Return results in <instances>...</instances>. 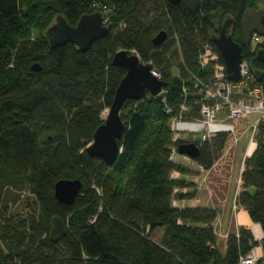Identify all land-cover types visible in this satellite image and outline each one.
I'll list each match as a JSON object with an SVG mask.
<instances>
[{
    "label": "trees",
    "instance_id": "trees-1",
    "mask_svg": "<svg viewBox=\"0 0 264 264\" xmlns=\"http://www.w3.org/2000/svg\"><path fill=\"white\" fill-rule=\"evenodd\" d=\"M257 1L58 0V13L73 25L84 13L107 16L108 31L81 49L71 41L53 46L46 36L32 41L26 34L34 21L29 0H0V150L10 151L16 170L32 177L40 207L37 216L12 221L0 204V264H237L259 243L264 252V122L257 147L244 159L243 190L237 195L263 236L259 241L239 227L238 233L229 232L222 255L212 225L216 210L172 203L176 185L169 173L185 170L169 159L173 142L168 123L161 120L169 116L165 106L177 112L181 99L180 79L167 72V54L177 43L182 57L178 72L185 74V67L200 71L202 44L219 53L212 39L219 29L212 17L217 9L233 17L231 34L251 67L262 71L264 84V62L255 56L264 42L251 51L240 28L244 11L258 8ZM261 22L264 28V15ZM160 30L166 38L156 45L152 38ZM120 48L133 49L159 69L168 91L125 100L122 121L124 107L136 105L123 121L121 150L107 165L85 147L125 74L112 62ZM34 62L40 69H32ZM225 138L214 139L212 146L199 144L194 160L209 168ZM130 164L133 175L126 190L118 179ZM59 178L82 182L70 204L54 197ZM54 215L63 219L66 232L51 239ZM157 229L162 233L156 237Z\"/></svg>",
    "mask_w": 264,
    "mask_h": 264
},
{
    "label": "water",
    "instance_id": "water-1",
    "mask_svg": "<svg viewBox=\"0 0 264 264\" xmlns=\"http://www.w3.org/2000/svg\"><path fill=\"white\" fill-rule=\"evenodd\" d=\"M178 3L180 0H168ZM264 8L258 7L253 10H245L240 19L241 35L244 44H249L253 32L262 33V17ZM234 22L233 17L226 15L220 25L218 32L212 39L225 64L227 76L230 79L240 78V63L243 59L242 44L236 41L228 28ZM108 31V26L103 21L101 11L82 14L76 24H70L65 17L58 13L54 21L46 28L45 36L48 42L55 46L66 42H73L81 49H87L95 39L103 36ZM166 38V31L160 30L152 38L156 45L161 44ZM255 56L264 62V47L256 50ZM112 62L125 68V74L120 79L114 93L110 106L107 108L106 116L96 127L92 140L86 145L88 154L104 160L107 165L115 162L118 152L121 150L118 139L124 130V123L120 117V109L126 99H141L147 92L152 95H160V90L167 82L154 75L151 71L152 65L143 62L135 51L124 48L117 49L112 55ZM32 69L38 70L37 62L32 64ZM255 76L260 78L262 71L255 69ZM179 154L195 158L200 154V147L195 141H181L177 145ZM82 186L79 178H59L55 181L54 197L62 203L70 204L74 201ZM66 232L63 219L54 215L51 219L49 236L56 239Z\"/></svg>",
    "mask_w": 264,
    "mask_h": 264
},
{
    "label": "built area",
    "instance_id": "built-area-1",
    "mask_svg": "<svg viewBox=\"0 0 264 264\" xmlns=\"http://www.w3.org/2000/svg\"><path fill=\"white\" fill-rule=\"evenodd\" d=\"M106 20L107 16L103 14V21ZM250 40L259 41L260 33L253 32ZM197 62L200 71L185 67V74H173L180 79L181 99L177 112L165 106V112L172 114L169 127L173 143L170 146L169 159L183 156L197 163L194 158L177 152V145L181 142H177L179 139L195 141L198 145L209 143L212 146L214 139L225 134L222 150L226 148L228 152L231 148L236 151L240 136L249 131V140L242 152L244 162L257 147L255 140L260 124L264 122V84L255 76V70L245 57L240 63V78L230 79L219 53L207 42L202 44ZM151 71L161 78V71L155 66H152ZM167 91L163 87L160 94ZM162 101L165 102L164 97ZM245 117L246 125H242L239 121ZM198 134L200 135L194 136ZM197 165L205 168L201 163ZM177 173L178 170H171L170 176L174 177ZM237 264H264V252L258 253L253 247L239 257Z\"/></svg>",
    "mask_w": 264,
    "mask_h": 264
},
{
    "label": "rangeland",
    "instance_id": "rangeland-1",
    "mask_svg": "<svg viewBox=\"0 0 264 264\" xmlns=\"http://www.w3.org/2000/svg\"><path fill=\"white\" fill-rule=\"evenodd\" d=\"M57 3L58 0H29L28 6H31L33 11L34 21L27 26L26 34L32 41L45 38L46 28L54 21L56 14L59 12ZM257 5L259 7L264 6L263 0H258ZM212 17L216 27L219 28L226 17V13L217 9L212 13ZM263 42L264 33H260L259 41H251V51L255 49L258 43L261 44ZM130 51L134 50L131 49ZM167 60L169 62L167 72L177 74L179 65L182 63L181 52L177 43L173 45L171 51L167 54ZM135 103H131V105L129 104L124 107L122 112L124 120L126 115L130 113L131 106L136 105ZM105 109L106 108L101 112L102 120L106 116ZM168 115V117L163 115L161 120L164 124L168 123V126H170L172 114ZM246 121L247 117L239 122L242 125H246L244 124ZM157 124L162 123L159 122ZM199 135L200 134L194 136ZM249 136V131L240 136L236 151L231 148L227 152L225 148L224 151L221 149L219 152H215V159L210 166V169L199 168L197 163L191 162L190 159L183 156H176L173 161L180 164L181 168L185 170V173L183 174L179 172L175 174L174 177L170 176L169 173L170 178L174 180L176 185L173 188L172 203L178 207H185L188 204H196L195 206L206 207L209 209L214 208L216 211L219 208L225 209V207H228L236 192L238 191L239 194L243 190V184H240L242 179L241 173L244 169L242 152L247 145ZM255 141L258 142L257 138ZM132 164L119 174L120 177L118 180L126 190L131 188L133 175ZM0 204L2 208L6 210L7 219L12 221L30 219L31 216H37L39 214L40 207L32 177L27 173L17 171L12 153L3 150H0ZM236 206L234 198L232 207L235 209ZM212 225L217 239L219 237L224 238V235H222L220 230V215L218 216V213H216ZM231 227H233L231 231L236 230L238 233L239 227L243 226L233 224ZM245 228L249 230V228ZM161 233L162 230L157 229L155 230L154 235L157 237Z\"/></svg>",
    "mask_w": 264,
    "mask_h": 264
},
{
    "label": "crops",
    "instance_id": "crops-1",
    "mask_svg": "<svg viewBox=\"0 0 264 264\" xmlns=\"http://www.w3.org/2000/svg\"><path fill=\"white\" fill-rule=\"evenodd\" d=\"M207 169H210V167ZM184 173L185 172H183V174ZM241 183H242V179L240 181V184ZM237 194H238V191L233 196V199L229 203L228 207H225V209L219 208L216 211V213H218V216L220 215V230L222 232V235H224V238L219 237L217 239V243H218L217 245H218V248H219L222 255H224L226 252V240H227V236H228L229 232H231V230L233 229V227H231V225H233V224L238 225V226L247 227V228H249L251 233H253V232L255 233L254 225L257 224V226L260 228V233L258 235L256 233L253 234V237L260 241L262 236H263V232H262L260 224L258 222H254L250 218L248 211L241 204L236 202ZM234 198H235V203L237 205L235 207V209L232 207V202H233ZM195 205L188 204L187 206H195ZM217 220H218V218H217ZM215 224H216V222H215ZM254 249L258 253L263 252V248H262L261 243L255 245Z\"/></svg>",
    "mask_w": 264,
    "mask_h": 264
},
{
    "label": "bare ground",
    "instance_id": "bare-ground-1",
    "mask_svg": "<svg viewBox=\"0 0 264 264\" xmlns=\"http://www.w3.org/2000/svg\"><path fill=\"white\" fill-rule=\"evenodd\" d=\"M255 233L258 235L260 233V228L257 226V224L254 225Z\"/></svg>",
    "mask_w": 264,
    "mask_h": 264
},
{
    "label": "flooded vegetation",
    "instance_id": "flooded-vegetation-1",
    "mask_svg": "<svg viewBox=\"0 0 264 264\" xmlns=\"http://www.w3.org/2000/svg\"><path fill=\"white\" fill-rule=\"evenodd\" d=\"M234 23V22H233ZM233 23L231 24V26L233 25ZM231 26L228 28V32L230 31V33H231V31H232V29H231ZM250 45H251V40H250V43H249ZM197 144V143H196Z\"/></svg>",
    "mask_w": 264,
    "mask_h": 264
}]
</instances>
